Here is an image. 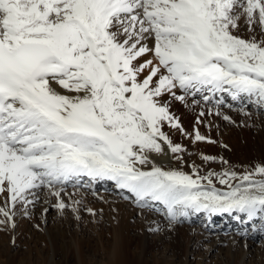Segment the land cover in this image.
<instances>
[{
  "label": "snow or ice",
  "instance_id": "1",
  "mask_svg": "<svg viewBox=\"0 0 264 264\" xmlns=\"http://www.w3.org/2000/svg\"><path fill=\"white\" fill-rule=\"evenodd\" d=\"M218 93L264 111V0H0V231L42 196L81 219L83 201L62 194L84 178L139 209L161 205L170 230L200 213L264 221V164L238 173L202 154L225 167L201 175L152 159L166 145L183 161L164 131L187 135L173 102Z\"/></svg>",
  "mask_w": 264,
  "mask_h": 264
},
{
  "label": "bare ground",
  "instance_id": "2",
  "mask_svg": "<svg viewBox=\"0 0 264 264\" xmlns=\"http://www.w3.org/2000/svg\"><path fill=\"white\" fill-rule=\"evenodd\" d=\"M148 58L151 59V56ZM195 100H198L199 103H194L193 97H188L187 105L176 101L173 102L171 108L172 112L179 118L180 124L187 135L181 133L178 130L170 129L167 126H165L164 131L168 133L173 143L181 144L183 147H187V145L191 144V146L189 145L188 148L189 152L192 154L195 151L196 153L201 152L203 155H218L221 151L218 145H201V143L199 144L198 142H194V132L198 129L203 136L210 139L211 141H214V143H223L224 141L222 140V136L218 132L219 128L217 127L218 115L215 114L216 111L214 110V108H217L216 102L217 100H223V103L219 105V108L222 109L226 107H235L238 104H242L243 102L233 101L230 95L227 93L216 94L210 103H205L200 96L195 97ZM252 108L256 112H263L264 114V111L258 110L255 106H252ZM210 109L212 110V114L211 118L208 119L207 115ZM202 110L205 112L204 116H200V112ZM244 113V111L234 113L225 111L223 114L233 119L252 115H245ZM254 117L256 119L258 117L257 120L260 122L264 121L261 119L262 117H259V115H255ZM198 120L203 121V123H198ZM244 137L245 141L247 142L246 150L251 151L252 144L250 143L251 139H249L250 135L247 133L244 135ZM229 138L236 137L233 134H229ZM205 141L207 142V140ZM239 143L240 140L231 141L233 151L236 150V144L238 145ZM165 153L166 154L164 155L153 154L152 159L158 166L166 169V167L172 162V160H174V158L168 151L166 145ZM82 181L83 182L80 183L83 186L79 188L85 192L82 195H84L88 201L93 197L102 202V211L105 213V217L114 229L113 244L111 245L110 250L107 252V260L102 261L101 264H150L152 261L150 260V256L153 258V260H155L154 264H173L172 262L170 263V261L166 258L167 254H172L171 256L174 257L181 256L184 258L183 264H190L191 259L199 252L200 248L206 250L207 253L206 256L202 257L201 261L197 264H206L205 261H209L212 258V252L217 250L220 254H222V251L228 250L226 251V256L231 258V261L228 264H244L245 259L252 257V262L264 263V241H257L258 238L264 239V231L259 229L258 231L253 232V234H250L243 228L239 229V227H233L236 225L234 223L238 222L233 216H231L229 219L228 217L230 215L225 214V219H229L233 223V226H230V223L222 226V223L216 219L208 221V217L203 220L204 223H198L194 219V215L197 216V214H194L190 215L188 218L190 222L195 223L193 224L192 228L179 227L177 225L170 230L163 214L164 209L161 210L162 208H160L161 205H156L160 208V212L149 211L146 209L142 210L136 207L132 198L128 200L123 199V196H130V194L127 192L121 193L120 190L115 188L113 182L100 181L89 185L87 178H84ZM74 192L76 194V189L70 184L66 188V194H62L63 198L68 195L73 196ZM92 192H96L94 196L92 195ZM4 199V196L0 197V204L3 203ZM54 205L53 197L49 198L48 202L45 203L44 197L42 196L40 202L32 209V214H34L37 210H40L43 220V227L40 229L42 230V233L45 234V241L48 245L47 248L49 253L47 259L43 258L42 260L44 264H60L56 259L58 252L57 240L60 235L51 230L49 231L47 228L48 225L50 226L53 224L52 217L49 213ZM23 218L24 217L22 216H17L15 218L16 227L14 230H11L15 238V242L17 235L23 231H27L26 229H28V225L26 224V221L23 220ZM32 219L33 218H31V220ZM158 225L161 235L154 237V232H156ZM242 233H247V235H242ZM133 244H136L137 247L139 246L138 252H133ZM81 247L83 246L77 245L76 242H74L72 248H69L66 251L64 263L67 262L68 255L73 252L77 258L78 264H89L87 261L88 259L83 253ZM161 248V253L163 256L160 257L161 259H157L154 252L160 250ZM237 252L243 253V255L238 258L236 255ZM255 252L257 255L253 256ZM226 256H224L225 259ZM17 258L20 259V255H8L3 264H13L17 261ZM224 258H220L221 262L224 261ZM32 259V257H29V259H22L21 262L23 263L25 260L32 262ZM223 264L227 263L223 262Z\"/></svg>",
  "mask_w": 264,
  "mask_h": 264
},
{
  "label": "rangeland",
  "instance_id": "3",
  "mask_svg": "<svg viewBox=\"0 0 264 264\" xmlns=\"http://www.w3.org/2000/svg\"><path fill=\"white\" fill-rule=\"evenodd\" d=\"M230 109H222L218 108L221 115L217 116L218 125L217 127L218 132L222 136L223 143H208L206 141L198 142L201 145L207 144V145H218L220 151V154L218 155H211L215 157H223L225 160L229 162L231 166L234 167V170L238 173H243L245 169L251 170V166H254L257 163L264 164V121L260 122L254 117L255 115H259V117L264 120L263 112H256L251 109V107H247V109H238L234 107H229ZM215 111H217V108H214ZM248 112L252 115L250 116H242L240 118H231L232 122L225 121L222 115H224V112ZM261 113V114H259ZM226 114V113H225ZM207 118H211V115H207ZM250 135L251 139V151H247V142L245 141L244 135L246 134ZM229 134H233L236 138H229ZM232 140H240V143L236 144V150L233 151L231 146ZM191 146V144H189ZM189 145L187 147H184L186 151L183 153V161L180 160H172V162L166 167L173 168V169H181L182 171L186 173H191L192 168L191 164L196 162L195 164L200 169V174L204 175L209 170H215L217 172L221 171L225 165H222L220 163H205L200 157L201 152H189ZM188 148V149H187ZM263 149V150H262ZM189 154V156H188ZM217 187H220V185H217ZM81 191V192H80ZM83 190H76L73 193V196H66L64 197L65 203H71V200H82V210L80 211L79 215L81 219H76L75 214L71 212L70 210H66L63 214H61L55 207H52V210L50 211V215L53 220V224L50 226L48 225V230L56 232L60 235V237L57 240L58 244V252H57V261L60 264H78L76 256L72 253L68 255V260L66 263H64V259L66 256V251L69 248H72V245L74 242H76L77 245L83 246L82 251L87 257V261L89 264L97 263L101 264L102 261L107 260V252L110 250L111 245L113 244V234L114 229L113 226L110 224V222L105 217V213L102 211L103 204L100 200H97L95 198H91L86 200L83 193H85ZM99 191V190H97ZM96 191V192H97ZM95 192V193H96ZM94 196V192H92ZM87 194V193H86ZM85 194V195H86ZM2 197V196H0ZM71 197V199H70ZM5 198V197H4ZM54 199V204H56V199ZM93 199V200H92ZM84 206L90 207L95 211V216L90 215L87 213L86 210H84ZM31 218H33L31 220ZM23 220L26 221V224L28 225L27 231H23L22 233H19L16 238L15 244L12 243V240L14 238L11 230H3L0 231V264H3L5 259L8 255H20L22 259H29V257H32L33 261L25 260L23 263L21 262L22 259L17 258V261L13 264H44L42 261L43 258L47 259L49 253H48V245L45 241V234L42 233V227H43V220L42 216L40 214V210H37L34 214L30 215L27 218H23ZM179 226V225H178ZM193 225H180L179 227H191ZM41 228V229H40ZM160 230H156L154 232V237L160 236ZM168 239V238H167ZM243 241V240H242ZM264 241L261 239L258 242ZM208 243V242H206ZM72 244V245H71ZM70 247H69V246ZM226 245V244H225ZM66 246V247H65ZM43 250V251H42ZM133 252L139 251V246L137 247L136 244H133L132 248ZM160 251V252H158ZM154 252L155 257L157 259H161L162 257V248ZM226 251H222V254L218 253L217 251L212 252V258L209 261H205L206 264H223V262H226L227 264L231 261V258L226 256ZM42 252V253H41ZM19 253V254H17ZM206 250H203V248H200L199 252L191 259L190 264H197L201 261V258L206 256ZM158 254V255H157ZM224 254V255H223ZM172 254H167L166 258L172 262L173 264H183L184 258L181 256H171ZM237 257L243 255V253L237 252ZM256 252L253 256H256ZM226 256V259L224 258ZM224 258V261L221 262L220 258ZM149 258V257H148ZM150 264H154L153 258L150 256ZM252 258H248L244 260V264H264V263H254L252 262ZM153 262V263H152Z\"/></svg>",
  "mask_w": 264,
  "mask_h": 264
}]
</instances>
